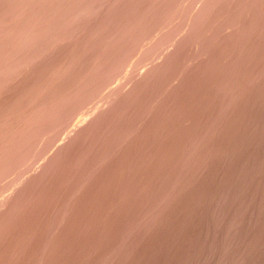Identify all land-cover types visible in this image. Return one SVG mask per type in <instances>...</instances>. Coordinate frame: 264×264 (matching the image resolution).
I'll return each mask as SVG.
<instances>
[{"label":"rangeland","instance_id":"1","mask_svg":"<svg viewBox=\"0 0 264 264\" xmlns=\"http://www.w3.org/2000/svg\"><path fill=\"white\" fill-rule=\"evenodd\" d=\"M262 180L264 0H0V264H264Z\"/></svg>","mask_w":264,"mask_h":264},{"label":"bare ground","instance_id":"2","mask_svg":"<svg viewBox=\"0 0 264 264\" xmlns=\"http://www.w3.org/2000/svg\"><path fill=\"white\" fill-rule=\"evenodd\" d=\"M22 1V0H21ZM20 3V2H19ZM23 4V3H22ZM43 4V3H42ZM19 5V4H18ZM40 7V6H39ZM37 8V7H36ZM77 8V7H76ZM20 9H22V6H21V8ZM81 7H80V11H81ZM24 10V9H23ZM41 10H42V8H41ZM75 10V9H74ZM77 10V9H76ZM83 10V9H82ZM8 11V10H7ZM13 11V10H12ZM30 11V10H29ZM38 11V10H37ZM86 11V10H85ZM33 12H34V9H33ZM32 12V13H33ZM76 12V11H75ZM9 13V12H8ZM78 13V12H77ZM2 14V13H1ZM15 14V13H14ZM21 14V13H20ZM28 14V13H27ZM31 14V13H30ZM79 14V13H78ZM16 15V14H15ZM11 16V15H10ZM14 16V15H13ZM18 16V15H17ZM32 16V15H31ZM34 16V15H33ZM2 18V17H1ZM45 18V17H44ZM12 19H13V17H12ZM35 19V18H34ZM43 19V18H42ZM11 20V19H10ZM31 20V19H30ZM44 20V19H43ZM36 21V20H35ZM44 21H46V20H44ZM2 22V21H1ZM40 21H38V23H39ZM42 22V21H41ZM30 24V23H29ZM29 24H27V25H29ZM42 24H43V22H42ZM23 25V24H22ZM47 25V24H46ZM22 27V26H21ZM12 28V27H11ZM18 28V27H17ZM23 28H25V27H23ZM30 28V27H29ZM32 28V27H31ZM36 28V27H35ZM13 29H14V27H13ZM22 29V28H21ZM34 29V28H33ZM45 29V28H44ZM30 30V29H29ZM36 30V29H35ZM46 30V29H45ZM23 31V30H22ZM41 31V30H40ZM11 32V31H10ZM34 32V31H33ZM25 33H26V31H25ZM13 34V33H12ZM9 35V34H8ZM7 35V36H8ZM20 35V34H19ZM28 35V34H27ZM30 35H32V34H30ZM6 36V37H7ZM10 36H11V34H10ZM20 37V36H19ZM33 37V36H32ZM17 39V38H16ZM22 39V38H21ZM27 39V38H26ZM19 40V39H18ZM31 40V39H30ZM16 42V41H15ZM31 42V41H30ZM30 45H31V43H30ZM9 47H11V46H9ZM50 47V46H49ZM14 49V48H13ZM21 49V48H20ZM12 51V50H11ZM14 51V50H13ZM16 52V51H15ZM8 53V52H7ZM11 53V52H10ZM5 54V53H4ZM3 54V55H4ZM18 56V55H17ZM12 57V56H11ZM10 57V58H11ZM14 57V56H13ZM3 59V58H2ZM262 181H264V180H262ZM259 184V183H258ZM261 184V183H260ZM258 186V185H257ZM248 194V193H247ZM246 197V196H245ZM247 198V197H246ZM243 199V198H242ZM263 199V198H262ZM261 200V199H260ZM261 202H262V200H261ZM263 203V202H262ZM258 205V204H257ZM264 205V204H263ZM260 206V205H259ZM258 206V207H259ZM262 207V206H261ZM260 208V207H259ZM258 262V261H257ZM264 263V262H263Z\"/></svg>","mask_w":264,"mask_h":264}]
</instances>
